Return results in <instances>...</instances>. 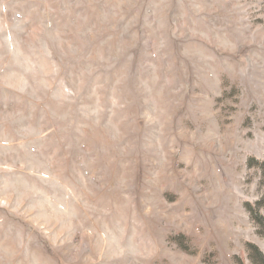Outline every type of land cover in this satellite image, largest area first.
Segmentation results:
<instances>
[{"label": "rangeland", "instance_id": "374dc122", "mask_svg": "<svg viewBox=\"0 0 264 264\" xmlns=\"http://www.w3.org/2000/svg\"><path fill=\"white\" fill-rule=\"evenodd\" d=\"M253 160L264 0H0V264H264Z\"/></svg>", "mask_w": 264, "mask_h": 264}, {"label": "trees", "instance_id": "16d2710c", "mask_svg": "<svg viewBox=\"0 0 264 264\" xmlns=\"http://www.w3.org/2000/svg\"><path fill=\"white\" fill-rule=\"evenodd\" d=\"M253 163H256V164L261 168V170H264V160L261 161V162H257V161H255V160H253ZM260 203H261V201L257 202V206H258ZM251 209H252V208H251ZM257 209H258V208H256V210L254 209L256 217L259 219L260 222H264V215H261V214L258 215V214H257Z\"/></svg>", "mask_w": 264, "mask_h": 264}]
</instances>
